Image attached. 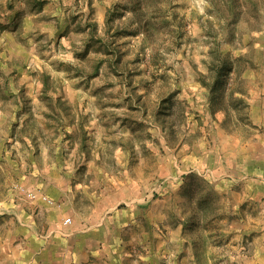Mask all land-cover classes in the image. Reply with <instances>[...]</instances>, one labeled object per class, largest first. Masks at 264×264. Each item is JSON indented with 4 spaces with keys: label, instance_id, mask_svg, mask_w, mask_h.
I'll use <instances>...</instances> for the list:
<instances>
[{
    "label": "rangeland",
    "instance_id": "374dc122",
    "mask_svg": "<svg viewBox=\"0 0 264 264\" xmlns=\"http://www.w3.org/2000/svg\"><path fill=\"white\" fill-rule=\"evenodd\" d=\"M39 1L0 0V70L20 73L0 92V136L36 150L13 161L43 187L105 193L106 209L167 197L177 225L202 196L199 213L242 209L264 231V0ZM91 201L77 200L86 215Z\"/></svg>",
    "mask_w": 264,
    "mask_h": 264
},
{
    "label": "crops",
    "instance_id": "0c3cea01",
    "mask_svg": "<svg viewBox=\"0 0 264 264\" xmlns=\"http://www.w3.org/2000/svg\"><path fill=\"white\" fill-rule=\"evenodd\" d=\"M13 69L20 68L14 65ZM13 73L0 70V92L9 90L7 80ZM11 89L20 91L15 85ZM11 131L1 133L4 139L0 136V160L9 158L0 161V177L4 179H0V264H264L263 228L248 216L244 221V210L234 212L220 205L209 214L199 213L196 207L207 200L195 196V209L178 212V224L173 225L168 219L176 218L167 197L161 201L149 198V211L138 206L118 207L120 197L112 201L115 206L106 209L105 193L89 196L87 190L80 191L81 187L71 191L60 179L51 182V188L43 187L39 182L46 180L43 170L22 158L13 161V157L28 150L31 157H36V150L27 140L21 146ZM184 183L187 190L182 193L190 194L194 184ZM213 189L218 196L233 194L231 190H218V185ZM26 191L44 193L52 200L51 205L41 199L22 200L18 194ZM63 197L69 200L67 205L71 202L68 216L62 212ZM79 199L94 204L89 215L77 205ZM159 208L168 218L164 220L157 214ZM235 218L240 222L235 223ZM189 228L194 229L191 234ZM159 229L161 236L154 233ZM139 230L147 232L129 238L130 233ZM155 235L160 236L158 241ZM143 250L146 252L141 253Z\"/></svg>",
    "mask_w": 264,
    "mask_h": 264
},
{
    "label": "trees",
    "instance_id": "16d2710c",
    "mask_svg": "<svg viewBox=\"0 0 264 264\" xmlns=\"http://www.w3.org/2000/svg\"><path fill=\"white\" fill-rule=\"evenodd\" d=\"M25 1H29V3L32 4V7L41 6V4L43 3V2H40L39 0H25ZM0 30H2V28ZM44 87H45V85H44Z\"/></svg>",
    "mask_w": 264,
    "mask_h": 264
},
{
    "label": "built area",
    "instance_id": "2783aa9c",
    "mask_svg": "<svg viewBox=\"0 0 264 264\" xmlns=\"http://www.w3.org/2000/svg\"><path fill=\"white\" fill-rule=\"evenodd\" d=\"M30 197L32 198V199H36L37 198V195H35V194H30ZM44 201H47V198L46 197H43L42 198Z\"/></svg>",
    "mask_w": 264,
    "mask_h": 264
}]
</instances>
